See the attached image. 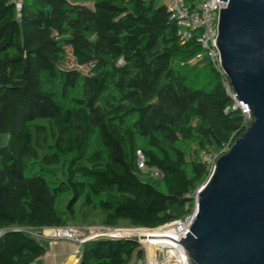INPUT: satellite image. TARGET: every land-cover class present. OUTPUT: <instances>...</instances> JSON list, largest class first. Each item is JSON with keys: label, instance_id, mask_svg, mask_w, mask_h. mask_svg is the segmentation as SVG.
<instances>
[{"label": "trees", "instance_id": "16d2710c", "mask_svg": "<svg viewBox=\"0 0 264 264\" xmlns=\"http://www.w3.org/2000/svg\"><path fill=\"white\" fill-rule=\"evenodd\" d=\"M16 1L0 0V133L9 136L0 147V264H39L48 248L33 232L73 226L80 208L98 207L111 227L191 214L210 175L203 152L246 130L241 110L226 111V79L196 37L181 39L164 0H22L19 12ZM67 46L87 73L59 68ZM198 55L208 77L199 64L186 74L175 67ZM143 168L157 170L164 189ZM141 254L135 240L98 238L78 264H131Z\"/></svg>", "mask_w": 264, "mask_h": 264}, {"label": "water", "instance_id": "95a60500", "mask_svg": "<svg viewBox=\"0 0 264 264\" xmlns=\"http://www.w3.org/2000/svg\"><path fill=\"white\" fill-rule=\"evenodd\" d=\"M226 1L214 47L232 90L253 121L215 161L193 196L180 241L189 264H264V0Z\"/></svg>", "mask_w": 264, "mask_h": 264}, {"label": "built area", "instance_id": "2783aa9c", "mask_svg": "<svg viewBox=\"0 0 264 264\" xmlns=\"http://www.w3.org/2000/svg\"><path fill=\"white\" fill-rule=\"evenodd\" d=\"M164 3L170 14V19L178 26V34L181 39L186 42L195 36L213 66L225 77L224 83L232 102L226 111L241 110L244 116L243 125L247 128L253 121L249 105L239 99L232 90L229 80L221 67L218 49L214 47L213 43L217 33L220 7H226L227 2L201 0L193 7L188 5L187 0H164ZM21 7L22 0H17L15 2L16 11L19 12ZM231 146L229 142L221 148L219 153H212V151L203 152L202 160L208 165L210 175L215 169L216 159L220 155L227 153ZM143 162L144 158L140 153L138 163L142 166ZM157 174L162 177L158 171ZM195 210L196 205L193 212L186 217L152 228L103 226L86 228L85 231H82L76 227L69 226L43 228L34 231L33 235L41 240L52 242L60 240L71 241L78 246V250L82 249L86 242L98 238L131 239L138 243L139 249L142 251L141 256L135 259L133 264H189L188 255L182 244L174 239L180 241L181 237L185 238L187 236L185 229L190 230L185 225L191 222ZM2 233L3 231L0 230V235Z\"/></svg>", "mask_w": 264, "mask_h": 264}, {"label": "rangeland", "instance_id": "374dc122", "mask_svg": "<svg viewBox=\"0 0 264 264\" xmlns=\"http://www.w3.org/2000/svg\"><path fill=\"white\" fill-rule=\"evenodd\" d=\"M88 5H92L91 2H86ZM202 62V56L198 55L194 58L187 59V58H177L175 60V67L179 68L183 73H187L191 66L195 64H199V68L203 69V77H208V71L204 67V63ZM59 68L68 70V69H79L83 73L88 72L87 66H79L72 54L71 47L67 46L65 48V53L63 55L62 60L58 64ZM81 95V90L78 89L76 91L71 92L69 98L64 101V104L66 106H71V98L77 97ZM9 143V136L3 133H0V147L6 146ZM139 145H144L145 141L142 139H138ZM97 145V142H95V146ZM180 147H182L184 150H186L189 154L195 151L196 147L193 142H186L183 144H180ZM212 153H217V151H212ZM138 154L140 152L138 151ZM141 176L144 180L150 181L154 184H156L160 189H164V184L160 180L162 177H160L157 174V171L153 168H143L141 171ZM77 220L72 222L71 225L76 227L78 230L85 231L86 228H93V227H103L105 226L103 224V218L104 214L100 211L98 207H86V208H80L78 210L77 214ZM87 221L89 223H87ZM117 228L121 227H130L129 224L126 221L121 222ZM43 242H47L46 240H42ZM132 262L131 264H133Z\"/></svg>", "mask_w": 264, "mask_h": 264}, {"label": "crops", "instance_id": "0c3cea01", "mask_svg": "<svg viewBox=\"0 0 264 264\" xmlns=\"http://www.w3.org/2000/svg\"><path fill=\"white\" fill-rule=\"evenodd\" d=\"M48 248L45 256L41 257L39 264H78L81 250L71 241H47L44 242Z\"/></svg>", "mask_w": 264, "mask_h": 264}]
</instances>
